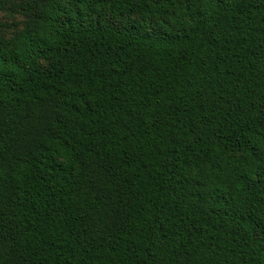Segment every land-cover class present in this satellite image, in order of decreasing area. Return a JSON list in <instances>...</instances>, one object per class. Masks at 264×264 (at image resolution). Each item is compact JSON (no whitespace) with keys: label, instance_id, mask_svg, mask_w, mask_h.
Here are the masks:
<instances>
[{"label":"trees","instance_id":"obj_1","mask_svg":"<svg viewBox=\"0 0 264 264\" xmlns=\"http://www.w3.org/2000/svg\"><path fill=\"white\" fill-rule=\"evenodd\" d=\"M0 12V264H264V0Z\"/></svg>","mask_w":264,"mask_h":264},{"label":"rangeland","instance_id":"obj_2","mask_svg":"<svg viewBox=\"0 0 264 264\" xmlns=\"http://www.w3.org/2000/svg\"><path fill=\"white\" fill-rule=\"evenodd\" d=\"M24 17L21 15H13L9 12H0L1 32L9 35L22 27Z\"/></svg>","mask_w":264,"mask_h":264}]
</instances>
